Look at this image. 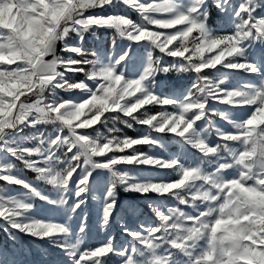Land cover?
<instances>
[{"label":"snow or ice","instance_id":"snow-or-ice-1","mask_svg":"<svg viewBox=\"0 0 264 264\" xmlns=\"http://www.w3.org/2000/svg\"><path fill=\"white\" fill-rule=\"evenodd\" d=\"M0 182V226L41 264H264V0H0ZM121 190L154 217L126 210L117 245Z\"/></svg>","mask_w":264,"mask_h":264},{"label":"rangeland","instance_id":"rangeland-1","mask_svg":"<svg viewBox=\"0 0 264 264\" xmlns=\"http://www.w3.org/2000/svg\"><path fill=\"white\" fill-rule=\"evenodd\" d=\"M212 0H209V4H211ZM123 6H120L118 8H107L105 11L111 12V11H122ZM217 15L213 19L214 21H208L209 25L213 28H221L225 25V21L222 19L221 14L217 11ZM133 18H136L135 13H131ZM98 36L100 37V41L103 43V48L108 49L111 45V38L112 33L110 31H103L101 30L98 33ZM84 46L86 48L91 49L94 46H98L97 41L95 40L94 36L92 34H88L85 37ZM156 55H159L157 52ZM207 74L211 75V72H208ZM78 79L77 77H75ZM83 79V76L80 78ZM193 79V76L191 74H180L177 75L176 73H169L167 74V77H165L164 74H161L158 77V80L165 81L166 85L169 86H175L177 88L179 87H190L191 81ZM236 82V79H233V83ZM63 95V93H61ZM155 110V109H154ZM217 121V123H220L219 117H212ZM118 127H121L123 132L126 133L129 136H137L140 132L143 131V128L139 125H134L132 129H129L123 125H118ZM51 131L50 126L40 125L35 129L29 128L25 129V135L33 134L40 131L45 130ZM214 138V137H213ZM141 150H147L145 146H141ZM169 151H176L177 146L169 144L168 149ZM198 155V154H197ZM18 169H23V165L19 161H15ZM31 173H33L31 170L23 169V174L29 178L34 179L35 175L32 176ZM106 180V175L102 174L98 177V185L100 187L103 186L104 182ZM3 185V182H0V186ZM17 188L19 186H16ZM46 192H49L50 186H43ZM99 195V193H97ZM37 207L41 206L43 202L39 201L38 199L35 201ZM85 209L88 213V219H87V225L89 228L88 236L90 239V243L95 244L97 241H102L105 239V232L98 231V224H97V204L96 201H92L90 198V202L85 205ZM129 209H135L136 213H142L143 215L141 218H153L154 214L151 212V210L147 207V202L144 200L143 197H141L138 194L135 193H124L122 190L119 193V207L116 211V216L113 218V221L110 225V227L105 230L108 235L115 238V241L117 245L121 244L126 237L122 234V224L127 223L130 227H135L138 224V221L136 219V214L126 211ZM49 248L50 246L44 244L42 241L39 240H33L27 236H22L17 239H13L11 235L7 232H5L0 226V262L7 261L8 264H12V261H16L17 264H29L28 259L29 257L33 259V264H41V261L43 259H46V257H43L41 255L44 248ZM51 250V249H50ZM117 258L113 257L112 261H110V264H114L115 260Z\"/></svg>","mask_w":264,"mask_h":264},{"label":"trees","instance_id":"trees-1","mask_svg":"<svg viewBox=\"0 0 264 264\" xmlns=\"http://www.w3.org/2000/svg\"><path fill=\"white\" fill-rule=\"evenodd\" d=\"M211 12H212V15H211L209 21H212V22H213V21H214L213 19H214L215 16L217 15V14H216V13H217V10H216L215 8H212V9H211ZM81 77H82V75H78V76H77L78 79H80ZM31 175L34 176L35 174H34V173H31Z\"/></svg>","mask_w":264,"mask_h":264},{"label":"bare ground","instance_id":"bare-ground-1","mask_svg":"<svg viewBox=\"0 0 264 264\" xmlns=\"http://www.w3.org/2000/svg\"><path fill=\"white\" fill-rule=\"evenodd\" d=\"M28 262L29 264H33V259L29 257Z\"/></svg>","mask_w":264,"mask_h":264}]
</instances>
